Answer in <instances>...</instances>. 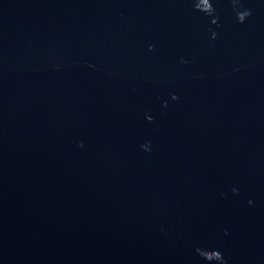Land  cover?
<instances>
[{"label": "water", "instance_id": "water-1", "mask_svg": "<svg viewBox=\"0 0 264 264\" xmlns=\"http://www.w3.org/2000/svg\"><path fill=\"white\" fill-rule=\"evenodd\" d=\"M0 264H264V0H0Z\"/></svg>", "mask_w": 264, "mask_h": 264}, {"label": "clouds", "instance_id": "clouds-1", "mask_svg": "<svg viewBox=\"0 0 264 264\" xmlns=\"http://www.w3.org/2000/svg\"><path fill=\"white\" fill-rule=\"evenodd\" d=\"M250 203H251V201H250Z\"/></svg>", "mask_w": 264, "mask_h": 264}]
</instances>
